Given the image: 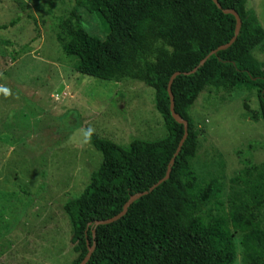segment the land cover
Masks as SVG:
<instances>
[{
	"label": "trees",
	"instance_id": "trees-1",
	"mask_svg": "<svg viewBox=\"0 0 264 264\" xmlns=\"http://www.w3.org/2000/svg\"><path fill=\"white\" fill-rule=\"evenodd\" d=\"M216 2L219 8L212 0H76L103 23L106 36H92L72 14L57 40L65 55L75 60V71L100 81H137L154 90L166 136L152 142L134 139L122 148L89 133L102 163L82 194L63 206L78 254L72 264L86 257L87 242L95 243L87 264H234L237 253L229 224L242 237L245 264L252 260L254 241H260L261 233L252 211L264 206V166L250 182L248 203L241 205L245 212L234 206L225 217L219 205L220 215L208 212L206 219L203 208L219 197V190L212 181L199 183L191 166L198 132L188 112L206 88L255 91L258 111L250 112V120L264 126V63L253 57L255 50H264V30L254 12L246 10L247 0ZM223 11L239 16L236 40L193 74L183 75L233 38L235 19ZM177 72L181 75L171 85L174 111L187 122L188 135L168 180L136 200L120 220L95 228V221L115 217L130 197L148 192L165 177L184 133L170 114L167 93L169 79ZM254 170L246 169L245 176L252 177Z\"/></svg>",
	"mask_w": 264,
	"mask_h": 264
},
{
	"label": "rangeland",
	"instance_id": "rangeland-1",
	"mask_svg": "<svg viewBox=\"0 0 264 264\" xmlns=\"http://www.w3.org/2000/svg\"><path fill=\"white\" fill-rule=\"evenodd\" d=\"M245 8L264 30V0H247ZM72 14L104 39L103 23L76 0H0V264L76 260L63 206L82 194L102 163L89 133L122 148L166 136L154 90L75 71L57 40ZM253 57L264 63V50ZM257 111L256 92L244 88H206L189 110L198 132L192 169L199 183L212 181L219 190L203 219L208 212L226 217L234 206L246 211L241 205L248 203L250 182L264 166V126L250 120ZM248 168L255 169L252 177L245 176ZM252 213L261 233L249 264L264 261V206ZM228 226L234 264H245L242 237Z\"/></svg>",
	"mask_w": 264,
	"mask_h": 264
},
{
	"label": "water",
	"instance_id": "water-1",
	"mask_svg": "<svg viewBox=\"0 0 264 264\" xmlns=\"http://www.w3.org/2000/svg\"><path fill=\"white\" fill-rule=\"evenodd\" d=\"M213 3L219 8L216 0H212ZM223 13L225 15H232L235 19V22H236V26H235V32H234V36L233 38L231 39V41L226 44V45H223V46H220L218 47L216 50L212 51L207 57H205L203 60L200 61L199 65L194 68L191 72H188V73H184L183 75L185 76H188V75H191L193 74L199 67H201L205 62L206 60L208 59V57L210 56H214L217 54V52L219 51H224L226 49H228L233 43L234 41L236 40L237 36L239 35V31H240V28H241V21L239 19V16L237 15V13L235 11H223ZM181 74L179 72L177 73H174L170 79H169V82H168V85H167V93H168V97H169V102H170V106H169V110H170V114L173 118V120L179 124V125H182L183 126V137L182 139L180 140L179 144H178V147L173 155V157L171 158L170 162H169V165L167 167V172H166V175L165 177L160 180L158 183H156L155 185H153L149 190L148 192H143V193H140V194H137V195H134L132 197L129 198V200L125 203V205L123 206L121 212L116 215L115 217L111 218V219H107V220H104V221H95L94 222V227H99V226H105V225H109V224H112L118 220H120L122 217L125 216L128 208L136 201V200H139L141 197H144L146 196L149 192H152L155 188H157L159 185H161L162 183H164L165 181L168 180L169 178V175H170V170H171V167L173 166V163H174V160L175 158L178 156L186 138H187V135H188V126H187V122L182 120V118L175 113L174 111V100H173V95L171 93V85H172V82L173 80L177 77V76H180ZM92 238L94 239L95 238V230H93L92 232ZM95 250V243L93 242V244L90 246L89 243L87 242V255L86 257L82 260V262L80 264H87L88 261L90 260L93 252Z\"/></svg>",
	"mask_w": 264,
	"mask_h": 264
}]
</instances>
